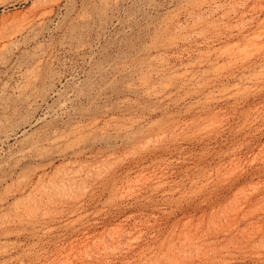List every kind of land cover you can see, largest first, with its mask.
<instances>
[{"label":"rangeland","instance_id":"obj_1","mask_svg":"<svg viewBox=\"0 0 264 264\" xmlns=\"http://www.w3.org/2000/svg\"><path fill=\"white\" fill-rule=\"evenodd\" d=\"M35 23L0 44V264H264V0Z\"/></svg>","mask_w":264,"mask_h":264},{"label":"bare ground","instance_id":"obj_2","mask_svg":"<svg viewBox=\"0 0 264 264\" xmlns=\"http://www.w3.org/2000/svg\"><path fill=\"white\" fill-rule=\"evenodd\" d=\"M60 0H44L39 6H35L27 15L17 16L3 21L0 24V44L5 40H10L17 34H22L27 31L35 22L46 18L50 15ZM199 2V1H198ZM36 24V23H35ZM34 26V25H33ZM174 38V37H173ZM156 50V49H155ZM87 56V55H86ZM91 57V56H90ZM151 59V58H150ZM90 60V59H89ZM85 69V68H84ZM38 71V70H37ZM31 79V78H30ZM144 80V79H143ZM22 86V85H20ZM68 87V86H67ZM25 88V87H24ZM71 88V87H70ZM75 89V88H74ZM18 90V89H17ZM66 90V89H65ZM73 90V89H72ZM66 94V93H65ZM70 94V93H69ZM72 99V98H71ZM70 100V99H68ZM70 105V104H69ZM32 108V107H31ZM51 111V110H50ZM54 111V110H53ZM62 111V110H61ZM54 112H52L53 114ZM48 114V113H47ZM52 116V115H51ZM47 117H49L47 115ZM44 118V117H43ZM41 122V121H40ZM98 122V121H97ZM6 123V122H5ZM96 123V122H95ZM93 126V125H92ZM25 132V131H24ZM28 133V132H27ZM6 134H8L6 132ZM58 134V133H57ZM85 135V134H84ZM81 136V135H79ZM62 137V136H61ZM7 138V137H6ZM29 138V137H28ZM11 139V138H10ZM7 140V139H6ZM59 141V140H56ZM53 143V142H50Z\"/></svg>","mask_w":264,"mask_h":264}]
</instances>
